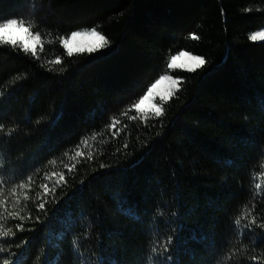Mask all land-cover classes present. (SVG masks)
I'll list each match as a JSON object with an SVG mask.
<instances>
[{
	"label": "trees",
	"instance_id": "trees-1",
	"mask_svg": "<svg viewBox=\"0 0 264 264\" xmlns=\"http://www.w3.org/2000/svg\"><path fill=\"white\" fill-rule=\"evenodd\" d=\"M10 19L42 46L0 43V264H264V0H0ZM81 30L107 43L69 55Z\"/></svg>",
	"mask_w": 264,
	"mask_h": 264
},
{
	"label": "rangeland",
	"instance_id": "rangeland-1",
	"mask_svg": "<svg viewBox=\"0 0 264 264\" xmlns=\"http://www.w3.org/2000/svg\"><path fill=\"white\" fill-rule=\"evenodd\" d=\"M30 32V31H29ZM92 31L91 30H81L77 33H80L75 40H72L71 37L68 39L69 45L67 47L68 51L71 49V53H78L83 51H88V48L90 45H94L95 48H99L102 45V41H100L97 37H94L90 35ZM4 35H7L10 39H15L17 43L24 42L27 43L30 48L34 49V52L38 50L39 47H41V41L37 43L34 40L28 39V33L23 31L20 28H12L9 29L6 33H3ZM261 34H264V29L258 30L254 33H252L251 38L253 36H256L257 38L253 40L256 43H264V36ZM32 52V51H31ZM190 57H196L188 52H182L176 57L173 58L175 60V64L173 65V60L171 62L172 68H183L186 70H195L202 65H204V62L202 64L195 63ZM200 58V57H199ZM203 61L204 59L201 58ZM163 77H168L167 80L162 79ZM159 81V83H155L156 87L152 89L153 95L149 96L148 92L145 95L147 96V99L142 98L143 103L139 104V110H136L142 114L143 116H147L151 113H156L155 109L158 107L156 104L157 99H159L160 96H164L167 100L170 98V96L173 94V92L178 88V81L175 80L173 77L169 75L163 76Z\"/></svg>",
	"mask_w": 264,
	"mask_h": 264
},
{
	"label": "snow or ice",
	"instance_id": "snow-or-ice-1",
	"mask_svg": "<svg viewBox=\"0 0 264 264\" xmlns=\"http://www.w3.org/2000/svg\"><path fill=\"white\" fill-rule=\"evenodd\" d=\"M12 28H20L22 29L23 31L27 32L28 33V39L29 40H34L36 41L37 43L39 42L40 40V37H39V34L37 35H33L31 32H29L28 28L25 27V22L23 19L21 20H17V19H10L8 20L7 23H0V43L2 44H12L13 46L16 45L17 41L15 39H10L7 35H4L3 33H6L9 29H12ZM79 35H81L80 33H73L72 34V37L71 39L72 40H75ZM90 35L94 36V37H97L100 41L104 42L105 44L107 43V41L105 40V37L103 35H100L97 31H92L90 33ZM262 36H264V34H261ZM193 39H196L195 36L192 37ZM257 37L256 36H253L252 39L255 40ZM64 46L67 48L68 45H69V41L67 39L64 40ZM23 51L25 53H28L30 51H32L34 53V49L30 48V46L27 44V43H24V42H20V45H19ZM96 48L94 45H90L89 48H88V51L89 52H93L95 51ZM69 55H71V49H69ZM190 59H192L195 63L197 64H202L204 61L199 58V57H190ZM56 63H60V61H56ZM173 65L175 64V60H173ZM162 79H165L167 80L168 77H163ZM160 81L158 80L157 83H159ZM156 85L153 84L151 86V88L148 89V95L151 96L153 95L152 93V89L155 88ZM148 97H144V99H147ZM159 99L161 101H163L165 99L164 96H160ZM140 103H143V100L140 101ZM136 108L137 110H139V104L136 105ZM155 112L157 115H159L161 113V109L159 107H157L155 109ZM24 185L21 184L20 187H23ZM40 209H43L44 208V205L43 204H40L39 205ZM236 224L239 225L240 224V221L237 220L236 221ZM153 252H156L157 249L156 248H153L152 249ZM164 260V264H172L170 258H162ZM148 264H160L159 261H154L153 260V257L152 256H149L148 258Z\"/></svg>",
	"mask_w": 264,
	"mask_h": 264
}]
</instances>
